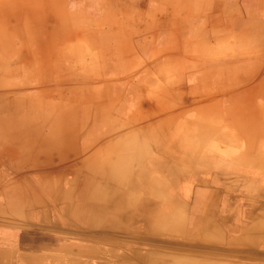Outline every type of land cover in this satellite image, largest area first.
<instances>
[{
	"label": "crops",
	"instance_id": "obj_1",
	"mask_svg": "<svg viewBox=\"0 0 264 264\" xmlns=\"http://www.w3.org/2000/svg\"><path fill=\"white\" fill-rule=\"evenodd\" d=\"M245 97H264V0H0V196L19 209L25 177L11 167L42 154L52 173L82 174L81 191L55 176L61 185L39 192L60 215L42 217L40 209L35 221L46 235L34 240L0 206V235L14 234L13 244L0 245L1 264L10 254L16 264L83 257L102 236L90 232L98 204L91 172L114 182L112 230L122 219L151 230L158 196L192 199L184 209L190 230L178 242L146 232L145 248L111 247L94 264H264V209L246 198L256 191L264 205V158H249L244 142L251 136L264 150V120L253 101L256 120L246 122ZM171 133L178 138L170 142ZM151 167L161 188L146 183L154 181ZM80 201L89 207L81 218ZM160 212L169 215L170 206ZM63 213L73 217L64 221ZM211 226L228 232L196 238ZM69 229L81 230L73 241L59 234Z\"/></svg>",
	"mask_w": 264,
	"mask_h": 264
},
{
	"label": "rangeland",
	"instance_id": "obj_2",
	"mask_svg": "<svg viewBox=\"0 0 264 264\" xmlns=\"http://www.w3.org/2000/svg\"><path fill=\"white\" fill-rule=\"evenodd\" d=\"M60 98H64V97H58ZM246 103H245V107H249V110L246 109V113L248 116H246V122L247 121H252L255 122V117L254 115L251 113L252 112V106L251 103L253 102L254 105L256 106H260V108L262 109V112L260 114V118L259 120H264V97H245ZM243 102V101H242ZM240 102H238L239 104ZM158 105L159 103L155 102V105ZM248 127H250L249 125H247ZM236 129V128H235ZM174 131V129H173ZM177 134L171 133L170 134V139L169 141L171 142L173 139L178 138L176 136ZM152 138L150 136H147V141L149 143V141ZM253 141H255L253 139V137L251 138V136L245 137L244 138V142L249 144L250 149H248L247 154L249 158H258L260 156V158H264V150H261L260 153H258V150H256V144L255 147L252 146ZM155 143V140L152 141ZM65 143V141L63 142ZM172 144V143H171ZM173 146V145H172ZM252 146V147H251ZM174 147V146H173ZM171 153V160L174 159V157L176 156L175 154L177 153V151H170ZM174 156V157H173ZM46 160L45 155H40L38 156L36 159L34 160H29L26 162L25 166H13L11 167V169L13 170V172L18 173L19 170H21L22 174L25 177V194H24V199L22 201V203H20V207L18 208H12V205H8L7 204V200H3L0 196V206L3 208H7L9 207L11 213L9 215H6L5 217H8L9 219V223L10 225H16L17 223H20L21 225L24 224L26 227V230L23 231L27 234V236H30L33 240L34 238H36L38 235H40V233L46 235L45 231H41L38 227V223H36L35 219L36 216L38 215V212L40 211V209H44L47 210L45 213H42V217H52L53 219H55L57 216L59 217V209L57 208V206L52 202V199L50 197H45L44 202L45 204H41V200L39 198V192L40 191H45L46 189H49L52 185H55V182L53 179H55L56 177H67L70 179H73L75 181V183H77V188L75 189H80L81 188V184H80V180L82 177V174H79V176L75 175H71L70 173H67L66 171L60 172V174L58 172L56 173H52V171L55 170V166L54 165H40V163L44 162ZM37 164V165H36ZM152 168V177L154 181L151 182H146L148 184H151L154 187H158L161 188L162 186V182L161 181H157V177H161V175L156 171L157 167H151ZM91 169V167H90ZM253 169V168H252ZM251 169V162H250V173H253L254 175H258L257 172L258 171H252ZM12 172V171H11ZM63 173V174H62ZM81 173V172H80ZM112 173V172H110ZM96 174V173H95ZM98 175V174H97ZM56 176V177H55ZM40 177L46 179L45 181H40L38 179H41ZM77 177V178H75ZM102 176L98 175L95 178V182L91 183V188L90 190H94L93 186L97 187V193L95 194L97 197L94 199H90L95 200L98 204L95 206L93 211H90V215H89V221H90V226L92 227V223L96 224L95 227L97 228V230L92 231L93 229L90 230L91 235L93 232H97L99 234H101L102 236H100V238H98L96 240V242L93 245V241L91 240L93 236H90V243L88 245H90V249L84 248L83 249V257L78 258L79 260H77V262L75 261V264H94L93 261V256H98V255H109L112 253V250L110 249L111 247L115 248V249H120V253H122V251H127L128 253L130 252L129 250V245L132 246V248H135L137 250H140L141 247L145 248V238H146V232H151L150 236H152V238H157V239H169L171 241H179L180 239L184 238V234L185 231H189L190 230V226H191V220L189 218V215L186 214L184 211L185 208H187L190 204H192V199H183L179 196H173L172 192H171V196L169 198L165 197L162 198L161 196H158L157 198H153V200L155 201L154 204V212L152 215H148L150 216V219L153 221V228L151 230H146L145 228V224H138L135 228V225H130V223L128 221H126L125 219H122L120 221V225H121V230H112V228H109V224L108 223H114L117 220L113 219L112 217V213H113V198L112 197H108V195H110L109 191H112L114 189V182L113 181H106L104 180V177L100 178ZM112 180V178H110ZM256 183H255V189L258 187V182L257 179ZM123 187L124 184L129 185V182L127 181H121ZM165 184V183H164ZM254 184V183H251ZM11 185H19L18 182H13L11 181ZM20 185H23V183L21 182ZM172 185V183H171ZM22 189V188H21ZM77 190V192H78ZM76 190H75V195H76ZM46 193V192H45ZM13 193L11 192V195ZM175 194V192H174ZM254 195H251L249 197H246L248 200V204L249 208H254V207H262V209H264V205H263V198H258L257 196V192L254 191L253 193ZM48 195V194H47ZM79 196V195H78ZM77 196V197H78ZM13 197L11 196L10 199H12ZM139 200V198H138ZM3 201V202H1ZM94 201V202H95ZM11 202V200H10ZM162 203H164L165 205H169L170 206V214L166 215V214H162L161 211V205ZM12 204V203H11ZM81 204L80 202H77V207L78 205ZM19 210V213H16V211ZM14 211V213H13ZM250 212L248 215H250V220L252 219L253 215H252V209H250ZM37 213V215H36ZM65 215L62 216V219L64 221L66 220H71L69 219L70 217L72 218L73 216H70L69 214L63 213ZM132 216L137 218L140 216H142L141 214H137V215H133V214H129L127 215V217L130 219ZM169 216V217H167ZM47 218V219H48ZM169 218V220L167 221V219ZM6 219V218H5ZM138 219V220H139ZM7 220V219H6ZM73 221H76L75 219ZM135 221V220H134ZM2 222V216L0 215V224ZM77 222V221H76ZM87 222V221H86ZM150 222V220L148 219V223ZM252 222V220H251ZM15 223V224H14ZM79 225V224H78ZM134 226V227H133ZM3 227V226H2ZM133 227V228H131ZM212 227V226H211ZM11 229V228H10ZM9 229V231H6L3 235H0V245H11L14 243L13 240V235L12 232ZM2 232V231H1ZM81 232V230L78 229H69V230H65L63 231V235L61 232H59V234H61V236H64L66 238H68L69 240H74L75 238V234L74 233H79ZM228 231L227 230H221V229H215L214 226L211 228L210 231H208V233L206 235H199L196 238L198 240L203 239L201 237H210L211 239H213L212 237H218V234H221V237H224L223 235L226 234ZM132 236V237H131ZM191 237V236H190ZM3 238V239H2ZM145 240V241H144ZM121 245H117V243H120ZM144 242V243H143ZM37 245H34V247H36ZM19 246H13L11 248V252L13 253H20V254H27L31 253V251H27L28 249L24 250V249H20L18 248ZM40 247V246H38ZM154 246L149 247L148 250L153 249ZM161 248V247H160ZM39 250H41V248H38ZM89 251V259L88 257V251ZM48 254V253H47ZM74 254V253H72ZM46 255V254H45ZM2 258V254H1V250H0V261ZM13 255L10 254L9 256V264H16L13 263L14 259H13ZM70 259V258H69ZM51 261L50 259V255H46L44 258H36V260H32L31 261H24V262H20L18 264H48ZM2 262H0L1 264Z\"/></svg>",
	"mask_w": 264,
	"mask_h": 264
},
{
	"label": "bare ground",
	"instance_id": "obj_3",
	"mask_svg": "<svg viewBox=\"0 0 264 264\" xmlns=\"http://www.w3.org/2000/svg\"><path fill=\"white\" fill-rule=\"evenodd\" d=\"M35 124H36V123H35ZM71 173H72V172H71ZM92 177H94V176H93V173L91 172V177L88 178V179H89V180H88V181H89V184H91L92 182H94ZM94 178H95V177H94ZM62 181H63V179H62ZM54 182H55V186H59V185H61V182H60L58 179H55ZM66 182H67V181H66ZM86 183H87L88 186H90V185L88 184V182H86ZM95 183H96V182H95ZM85 188L87 189V188H89V187L85 186ZM80 191H81V188H80ZM81 196H82V193L80 192V193H79V196L76 197V199H77V198L79 199ZM18 198H19V197H16V199H15V198H14V199L12 198L11 201H14V200L17 201ZM80 199H81V198H80ZM20 201H21V199H20ZM80 205H81V206H80ZM80 205H79L78 208H80L81 210L79 209V211H77V213L75 214V216H76V217H79V218H81L82 216H84V213H86V210H87V209L89 210V207L86 205V203L81 202ZM150 207H151V206H150ZM83 208H84V209H83ZM91 208H92V207L90 206V209H91ZM36 248H37V247H36ZM38 248H41V247H38ZM48 264H60V263H59V261H56V260H55V261H50Z\"/></svg>",
	"mask_w": 264,
	"mask_h": 264
}]
</instances>
